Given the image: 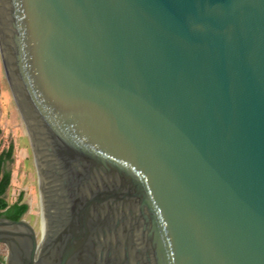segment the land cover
<instances>
[{
    "label": "water",
    "instance_id": "1",
    "mask_svg": "<svg viewBox=\"0 0 264 264\" xmlns=\"http://www.w3.org/2000/svg\"><path fill=\"white\" fill-rule=\"evenodd\" d=\"M0 54L37 184L6 264H264V0H0Z\"/></svg>",
    "mask_w": 264,
    "mask_h": 264
},
{
    "label": "rangeland",
    "instance_id": "2",
    "mask_svg": "<svg viewBox=\"0 0 264 264\" xmlns=\"http://www.w3.org/2000/svg\"><path fill=\"white\" fill-rule=\"evenodd\" d=\"M0 156L12 151V156L4 163V170L11 174V183L6 192L9 204L20 198L29 206L22 218L34 229L37 220V184L28 135L19 109L13 98L0 54ZM7 249L0 245L2 264H6Z\"/></svg>",
    "mask_w": 264,
    "mask_h": 264
},
{
    "label": "trees",
    "instance_id": "3",
    "mask_svg": "<svg viewBox=\"0 0 264 264\" xmlns=\"http://www.w3.org/2000/svg\"><path fill=\"white\" fill-rule=\"evenodd\" d=\"M1 127H0V149H1ZM12 156V151L5 152L0 156V217L18 221L28 212L29 206L20 198L16 203L9 204L6 199V192L11 183V174L4 170L5 161ZM1 260V257H0Z\"/></svg>",
    "mask_w": 264,
    "mask_h": 264
}]
</instances>
